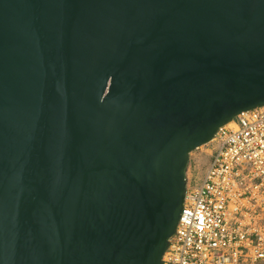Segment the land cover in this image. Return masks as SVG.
<instances>
[{
  "label": "water",
  "instance_id": "obj_1",
  "mask_svg": "<svg viewBox=\"0 0 264 264\" xmlns=\"http://www.w3.org/2000/svg\"><path fill=\"white\" fill-rule=\"evenodd\" d=\"M264 107V0H0V264H162L190 154Z\"/></svg>",
  "mask_w": 264,
  "mask_h": 264
},
{
  "label": "built area",
  "instance_id": "obj_2",
  "mask_svg": "<svg viewBox=\"0 0 264 264\" xmlns=\"http://www.w3.org/2000/svg\"><path fill=\"white\" fill-rule=\"evenodd\" d=\"M200 185L186 178L162 264H264V107L242 113L207 145Z\"/></svg>",
  "mask_w": 264,
  "mask_h": 264
},
{
  "label": "rangeland",
  "instance_id": "obj_3",
  "mask_svg": "<svg viewBox=\"0 0 264 264\" xmlns=\"http://www.w3.org/2000/svg\"><path fill=\"white\" fill-rule=\"evenodd\" d=\"M207 145L190 154V160L186 169V178L189 182H197L200 185L210 165V157L206 154Z\"/></svg>",
  "mask_w": 264,
  "mask_h": 264
}]
</instances>
